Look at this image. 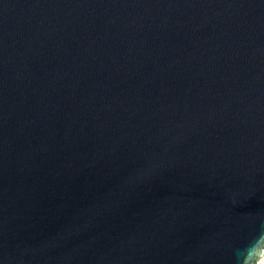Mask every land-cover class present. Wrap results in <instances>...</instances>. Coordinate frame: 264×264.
Listing matches in <instances>:
<instances>
[{"label":"water","instance_id":"obj_1","mask_svg":"<svg viewBox=\"0 0 264 264\" xmlns=\"http://www.w3.org/2000/svg\"><path fill=\"white\" fill-rule=\"evenodd\" d=\"M264 0H0V264H262Z\"/></svg>","mask_w":264,"mask_h":264},{"label":"built area","instance_id":"obj_2","mask_svg":"<svg viewBox=\"0 0 264 264\" xmlns=\"http://www.w3.org/2000/svg\"><path fill=\"white\" fill-rule=\"evenodd\" d=\"M262 264H264V262Z\"/></svg>","mask_w":264,"mask_h":264}]
</instances>
